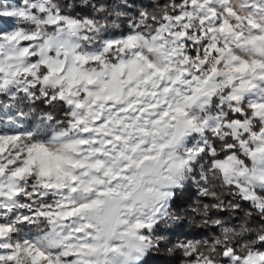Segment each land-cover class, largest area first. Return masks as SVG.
I'll use <instances>...</instances> for the list:
<instances>
[{
  "label": "snow or ice",
  "instance_id": "snow-or-ice-1",
  "mask_svg": "<svg viewBox=\"0 0 264 264\" xmlns=\"http://www.w3.org/2000/svg\"><path fill=\"white\" fill-rule=\"evenodd\" d=\"M162 248L264 264V0H0V264Z\"/></svg>",
  "mask_w": 264,
  "mask_h": 264
},
{
  "label": "trees",
  "instance_id": "trees-1",
  "mask_svg": "<svg viewBox=\"0 0 264 264\" xmlns=\"http://www.w3.org/2000/svg\"><path fill=\"white\" fill-rule=\"evenodd\" d=\"M225 218L227 219V217ZM185 230L195 233L208 232L209 235L217 234L215 232H209V230L203 228L199 222L191 223ZM199 238L203 239L206 237L201 236ZM181 262L182 253H180L178 250L175 252H169L167 248H162L159 252H154L148 259V264H181Z\"/></svg>",
  "mask_w": 264,
  "mask_h": 264
}]
</instances>
